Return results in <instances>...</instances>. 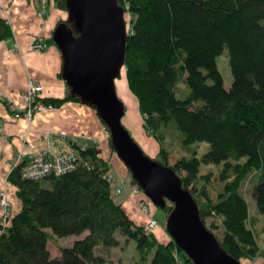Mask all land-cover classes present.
<instances>
[{"label": "trees", "instance_id": "trees-1", "mask_svg": "<svg viewBox=\"0 0 264 264\" xmlns=\"http://www.w3.org/2000/svg\"><path fill=\"white\" fill-rule=\"evenodd\" d=\"M53 1L66 11L64 0ZM117 1L129 15L123 68L143 127L159 143L171 129L185 146L207 142L199 156L194 151L172 158L160 143L159 158H154L182 172V186L192 193L202 221L212 217L210 225L216 226L215 219L220 220L219 235L214 234L230 254L264 258L241 191L252 176L253 199L263 212L264 0ZM10 34L11 25L1 16L0 39ZM224 50L232 74L229 87L215 60ZM41 100L52 106L79 102L68 91ZM68 143L76 163L62 174L29 179L21 175L22 162L11 167L7 180L21 205L0 224V264H102L105 257L96 248L118 246L117 232L123 244L135 240V264H194L172 238L160 240L115 200L111 165L96 142ZM202 163L219 165L221 185L214 194L206 187L211 172L199 171ZM169 209L166 205L165 213ZM84 232L61 246L60 255H50V237Z\"/></svg>", "mask_w": 264, "mask_h": 264}, {"label": "water", "instance_id": "water-1", "mask_svg": "<svg viewBox=\"0 0 264 264\" xmlns=\"http://www.w3.org/2000/svg\"><path fill=\"white\" fill-rule=\"evenodd\" d=\"M64 1L67 17L56 22L50 35L60 51V77L68 93L94 108L114 153L150 202L170 206L164 228L194 264H242L205 226L180 175L143 152L122 123L125 108L114 79L124 65L128 34L123 6L117 0Z\"/></svg>", "mask_w": 264, "mask_h": 264}, {"label": "crops", "instance_id": "crops-1", "mask_svg": "<svg viewBox=\"0 0 264 264\" xmlns=\"http://www.w3.org/2000/svg\"><path fill=\"white\" fill-rule=\"evenodd\" d=\"M39 5L38 0H0V17H5L11 25V34L0 39V189L8 194L12 214L19 210L21 201L7 176L11 164L18 163L19 156L22 155L25 160L28 158L21 154L22 151L45 149L55 153L69 140H74L77 143L96 142L105 158L110 155L108 132L104 131L94 108L83 102L65 101L59 106L38 111L31 119L13 115V107L23 105V93L28 79L41 83V96L59 97L68 91L63 78L58 74L61 68L60 51L50 35L57 19L67 14L54 3L47 5L49 30H44L37 13ZM38 33L44 35L47 47L31 50L28 45ZM15 42L17 48L14 47ZM52 137H55L54 142L48 145ZM112 172L117 173L115 169ZM122 196L119 201L128 215L143 222L145 218L138 207L141 195H128L124 192ZM85 233L74 235L66 245L72 244L73 240ZM160 233L164 237L165 232ZM48 240L50 255H60L62 245L52 248Z\"/></svg>", "mask_w": 264, "mask_h": 264}, {"label": "rangeland", "instance_id": "rangeland-1", "mask_svg": "<svg viewBox=\"0 0 264 264\" xmlns=\"http://www.w3.org/2000/svg\"><path fill=\"white\" fill-rule=\"evenodd\" d=\"M38 0L40 2V5L37 9V13L40 10L43 15L39 17L41 18V23L45 24L44 30L47 29L49 26L47 24L48 20V9L46 8L47 5L53 4V0ZM56 5V4H55ZM57 6V5H56ZM44 7V9H43ZM58 7V6H57ZM43 9V10H42ZM61 9V8H60ZM63 10V9H62ZM66 12L65 10H63ZM67 14V12H66ZM65 16L64 18H66ZM125 20L127 21V28H128V18L129 15L127 12L124 13ZM49 30V28L47 29ZM51 33V32H50ZM42 34V33H39ZM43 35V34H42ZM44 36V35H43ZM217 62V68L221 72L222 75V82H224L225 87H229L231 84L232 74L229 69L228 60H227V51L224 50L222 53L218 54L215 58ZM115 87H116V93L119 98L123 101L125 111L121 116L122 123L124 126L130 131L131 136L133 139L141 146L143 152H145L147 155L159 158L158 149L160 147V143L164 145V147L170 152L169 157L172 158V156H183V155H190L192 152H196V154L199 156L203 152H205L207 147V142L204 141H193V143L187 144L186 146L181 143V140L179 139V133L177 130L171 129L168 131L163 141L159 143V141L150 133L147 129L143 127V119L141 117V114L137 108V99L134 97V95L131 93L129 87L127 86L126 82V75H124V68L122 67L119 74L114 79ZM22 116V115H21ZM34 116V115H33ZM32 116V117H33ZM31 117V118H32ZM26 118V117H25ZM26 118V119H31ZM109 135V134H108ZM109 153L110 155L106 156L108 160H110L109 164L111 171L114 169L117 171L115 178L112 182L113 188L116 185L124 186L128 185V189L130 186V171L126 168L125 164L122 163V161L119 159V157L114 153L112 147L109 143ZM195 149V150H194ZM113 157V162L111 163V159ZM172 161V159H170ZM219 165L213 164V163H205L201 164L199 166V171L201 173L211 172L210 181L206 183V187L209 191V193L214 194L215 191L218 190V188L221 185V182L216 180V174L218 172ZM119 171V172H118ZM182 172L178 171V174H181ZM118 174V175H117ZM132 176V175H131ZM124 178L123 184L119 182V178ZM130 182V183H129ZM254 180L253 177L250 176V178L245 179V181L241 185V191H243V194L245 196L246 202H248V213L250 214V220L253 218V226L256 229L257 232V240L258 245H260V249L264 251V210L263 212H260L256 208V204L253 199V193H252V186H253ZM123 191L117 193L112 190V196L115 198L116 201H119L123 198ZM152 209V215L155 217L157 224L153 226V230L156 237L160 240L164 241L165 239H169V234L164 228L165 223V210L164 208H160L159 206L153 205V203L150 204ZM146 219V217H143ZM212 217H208L205 219L204 224L205 226H210L213 233L219 235L221 225L220 220L215 219L216 226H211L210 221L212 220ZM140 221L137 219V222ZM145 221V220H144ZM163 229V230H162ZM48 231H50L49 228H47ZM161 231L163 233L165 232V235H161ZM74 235H65V236H55L53 238H49L50 244H52V248L55 247V245L59 246H65L66 244H69L70 240L72 239ZM116 237H118L120 244L118 246H111L110 248H102L97 247L96 252L102 253L105 257V262L102 264H135V261L137 260L138 251L136 249L135 240H130L127 244H123L122 241V235L118 232L116 233ZM240 261L242 264H264V258L260 255L255 256L253 259L242 257L240 258Z\"/></svg>", "mask_w": 264, "mask_h": 264}, {"label": "built area", "instance_id": "built-area-1", "mask_svg": "<svg viewBox=\"0 0 264 264\" xmlns=\"http://www.w3.org/2000/svg\"><path fill=\"white\" fill-rule=\"evenodd\" d=\"M45 1V0H44ZM43 1V3H44ZM46 3V2H45ZM44 3V4H45ZM44 9V7H43ZM42 9V10H43ZM39 15L42 16L43 13L39 10ZM42 27L45 28V24L41 23ZM48 29V28H47ZM14 47L17 48V43H14ZM28 47L31 50L35 49H46L47 43L44 41V36L42 34H35V37L32 42L29 43ZM41 88L42 85L40 82H36L33 79H28L26 83V88L23 93V105L22 107H13V115L14 117L23 116L31 118L33 115L38 113V111H42L45 109H49L52 107V104L46 103L41 100ZM104 131H107L104 128ZM109 134V131H107ZM61 136H63L61 134ZM55 137H52L48 141V145L54 142ZM21 154H25L28 158L25 160L21 156H19V161L22 162L21 165V175L25 178H36L39 179L43 176L50 174H62L65 171L73 169L76 163L75 149L71 144L67 143L62 145L58 152L50 153L48 150L40 149V150H32L29 149L27 152L22 151ZM15 164H11V167ZM110 177L115 179V175L112 171L108 173ZM124 178H119V182L123 184ZM124 185V184H123ZM124 185L123 187L120 185H116L114 191L119 193L121 191L130 194L141 195V199L138 202V207L140 212L146 217L145 224L149 229H153V226L157 224L155 217L152 215L151 202L144 193L140 192V187L137 183H130L129 189ZM11 201L8 198V194L4 189H0V224L5 225L6 221L9 219Z\"/></svg>", "mask_w": 264, "mask_h": 264}]
</instances>
